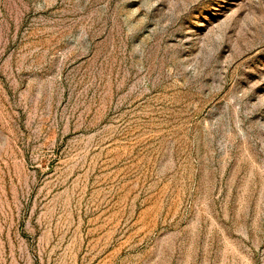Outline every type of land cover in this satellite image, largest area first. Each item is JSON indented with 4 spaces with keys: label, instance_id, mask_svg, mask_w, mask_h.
Listing matches in <instances>:
<instances>
[{
    "label": "rangeland",
    "instance_id": "374dc122",
    "mask_svg": "<svg viewBox=\"0 0 264 264\" xmlns=\"http://www.w3.org/2000/svg\"><path fill=\"white\" fill-rule=\"evenodd\" d=\"M0 264H264V0H0Z\"/></svg>",
    "mask_w": 264,
    "mask_h": 264
}]
</instances>
